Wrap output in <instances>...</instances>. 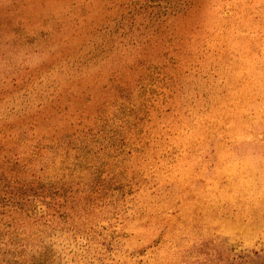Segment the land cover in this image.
Listing matches in <instances>:
<instances>
[{"label": "rangeland", "instance_id": "1", "mask_svg": "<svg viewBox=\"0 0 264 264\" xmlns=\"http://www.w3.org/2000/svg\"><path fill=\"white\" fill-rule=\"evenodd\" d=\"M0 264H264V0H0Z\"/></svg>", "mask_w": 264, "mask_h": 264}]
</instances>
